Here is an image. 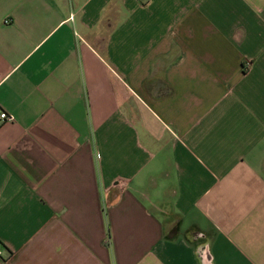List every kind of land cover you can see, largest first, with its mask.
I'll use <instances>...</instances> for the list:
<instances>
[{"label":"crops","instance_id":"crops-1","mask_svg":"<svg viewBox=\"0 0 264 264\" xmlns=\"http://www.w3.org/2000/svg\"><path fill=\"white\" fill-rule=\"evenodd\" d=\"M0 264H264V0H0Z\"/></svg>","mask_w":264,"mask_h":264},{"label":"built area","instance_id":"built-area-1","mask_svg":"<svg viewBox=\"0 0 264 264\" xmlns=\"http://www.w3.org/2000/svg\"><path fill=\"white\" fill-rule=\"evenodd\" d=\"M0 119L1 120H12V117H9L6 111H2L0 112ZM0 254H1V250H0Z\"/></svg>","mask_w":264,"mask_h":264},{"label":"trees","instance_id":"trees-1","mask_svg":"<svg viewBox=\"0 0 264 264\" xmlns=\"http://www.w3.org/2000/svg\"><path fill=\"white\" fill-rule=\"evenodd\" d=\"M0 246H2V242H1V240H0Z\"/></svg>","mask_w":264,"mask_h":264}]
</instances>
